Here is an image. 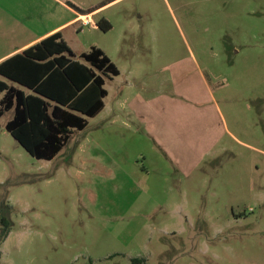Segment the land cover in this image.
<instances>
[{
    "label": "rangeland",
    "instance_id": "374dc122",
    "mask_svg": "<svg viewBox=\"0 0 264 264\" xmlns=\"http://www.w3.org/2000/svg\"><path fill=\"white\" fill-rule=\"evenodd\" d=\"M68 8L120 75L52 161L0 118L1 264H264V0H0V55Z\"/></svg>",
    "mask_w": 264,
    "mask_h": 264
},
{
    "label": "trees",
    "instance_id": "16d2710c",
    "mask_svg": "<svg viewBox=\"0 0 264 264\" xmlns=\"http://www.w3.org/2000/svg\"><path fill=\"white\" fill-rule=\"evenodd\" d=\"M96 25L111 29L105 19ZM119 75L102 49L77 55L56 33L0 64V118L14 111L7 131L32 157L52 161L75 132L87 128L89 118L103 112L106 79ZM11 231L10 220L1 218L0 264Z\"/></svg>",
    "mask_w": 264,
    "mask_h": 264
},
{
    "label": "crops",
    "instance_id": "0c3cea01",
    "mask_svg": "<svg viewBox=\"0 0 264 264\" xmlns=\"http://www.w3.org/2000/svg\"><path fill=\"white\" fill-rule=\"evenodd\" d=\"M68 9L70 11L71 17H69L66 22H64L60 25H56L55 27H52L48 30L42 31V32L38 33L35 37H33L30 40H28L27 42L23 43L22 45L16 46L13 49H11L10 51H8L7 53L0 55V64L3 61L7 60L8 58H10V57H12L18 53H22L24 50L34 46L35 44L41 42L42 40L48 38L51 35H54L56 33H61V35L63 37L62 32H63V30H64L63 28L65 26L70 25V24L74 25V24H78V23L83 24L82 19L90 20L91 23L94 25V27H97V25L93 22V17L95 16V13L98 9L90 11V12H78V11H75L73 8H68ZM63 39H64V37H63ZM105 108H106V103H105Z\"/></svg>",
    "mask_w": 264,
    "mask_h": 264
},
{
    "label": "built area",
    "instance_id": "2783aa9c",
    "mask_svg": "<svg viewBox=\"0 0 264 264\" xmlns=\"http://www.w3.org/2000/svg\"><path fill=\"white\" fill-rule=\"evenodd\" d=\"M82 22L84 25H87V24H92L90 20H87V19H82Z\"/></svg>",
    "mask_w": 264,
    "mask_h": 264
}]
</instances>
